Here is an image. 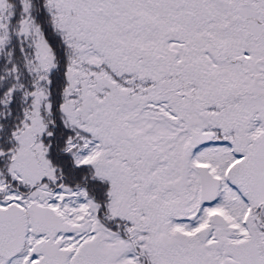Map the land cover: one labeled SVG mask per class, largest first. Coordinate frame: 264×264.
I'll return each mask as SVG.
<instances>
[{"label": "snow or ice", "instance_id": "1", "mask_svg": "<svg viewBox=\"0 0 264 264\" xmlns=\"http://www.w3.org/2000/svg\"><path fill=\"white\" fill-rule=\"evenodd\" d=\"M0 264H264V0H0Z\"/></svg>", "mask_w": 264, "mask_h": 264}]
</instances>
